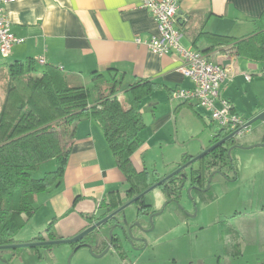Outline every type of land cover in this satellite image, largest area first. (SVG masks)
I'll return each instance as SVG.
<instances>
[{"label": "crops", "instance_id": "0c3cea01", "mask_svg": "<svg viewBox=\"0 0 264 264\" xmlns=\"http://www.w3.org/2000/svg\"><path fill=\"white\" fill-rule=\"evenodd\" d=\"M143 2L18 0L7 4L5 14L10 31L24 42L14 45L7 58H0V71L6 72L7 65L14 61L44 57L46 64L60 67L85 85L91 84L94 72L107 73L110 68L119 74L125 73V82L132 78L154 81L158 88L139 105L146 126L139 134L140 146L131 161L135 170L141 172L149 168V154H160L164 166L172 167L166 174L180 162L181 153L192 155L188 146L184 147L185 141L180 140L181 127L204 129L201 151L210 145L218 128L211 121L209 112L195 101L171 97L174 90L192 86L190 79L179 71V58L174 54H154L145 45L136 43L137 38L146 40L157 34L156 21ZM178 11L177 26L184 47L206 50L203 54L215 63L230 62L231 78L221 85L219 97L229 101L233 110L244 119L249 120L262 111L264 58L222 54V45L209 48L211 41L200 34L238 40L256 35V39H261L264 0H181ZM246 75L250 76L249 80ZM182 133L188 136L189 132ZM263 139L264 122L259 121L237 140L252 145ZM165 149L172 150L166 153L169 154L167 157ZM156 171L161 174L157 168ZM127 188L126 178L115 164L101 127L92 118H85L75 126L60 185L36 195L37 210L16 234L15 242L34 241L53 220L52 231L57 239L72 237L90 225L88 215L104 213L99 202L105 194L123 192ZM65 247L61 246L58 251L45 249L52 253V261L58 264L73 251L71 244ZM80 251L89 254L86 247ZM17 258L20 264H45L47 261L39 249L0 251V264H11Z\"/></svg>", "mask_w": 264, "mask_h": 264}, {"label": "trees", "instance_id": "16d2710c", "mask_svg": "<svg viewBox=\"0 0 264 264\" xmlns=\"http://www.w3.org/2000/svg\"><path fill=\"white\" fill-rule=\"evenodd\" d=\"M200 35L207 36L208 41H211L209 48L215 44L222 45V54L258 60L264 58V34L261 39H256L254 35L239 40L208 33ZM197 48L194 50L200 53L206 51ZM111 69L107 73H93V95L85 83L79 82L69 72L46 62L37 65L32 58L14 61L7 65L6 72L0 71V77L5 79L2 82L4 98L0 103V246L15 243L16 234L37 210L36 195L60 185L75 126L85 118H92L101 127L115 164L128 184L123 192L105 194L99 202V208L105 212L100 216L88 215L90 222L104 217L166 176L167 173L160 175L156 169L149 172L144 168L137 172L131 161V156L140 146L139 134L146 126L139 109L140 102L157 89L158 84L141 78L125 82V73L119 74L117 70ZM74 79L78 82L76 85L69 82ZM227 134L229 131L225 128H218L211 144ZM234 144L241 143L238 140L227 141L199 160L198 166L192 164L189 168L191 175L196 174L195 168L200 174V177L191 176L192 184L203 183L204 186L213 169L220 170L222 175L229 178L227 172L233 165L227 149ZM191 157L183 154L175 168ZM49 160L55 161V169L34 178L33 171ZM185 183L186 170L170 177L158 188L167 200H178ZM134 205L142 213L153 211L151 205L141 200ZM53 221L34 241L57 239L52 231ZM118 241L113 235L112 247L123 260L125 252ZM87 244L91 245L94 254H100L109 241L100 229H95L71 246L76 251Z\"/></svg>", "mask_w": 264, "mask_h": 264}, {"label": "rangeland", "instance_id": "374dc122", "mask_svg": "<svg viewBox=\"0 0 264 264\" xmlns=\"http://www.w3.org/2000/svg\"><path fill=\"white\" fill-rule=\"evenodd\" d=\"M2 82L5 79L1 76L0 103L5 92ZM69 82L72 85L78 83L75 79ZM86 86L93 95L92 84ZM201 129L192 126H188L187 130L180 129V140L185 141L184 147L187 145L193 156L201 152L205 135L204 129ZM182 131H188V136ZM169 151L172 150H164L166 157ZM149 157V172L157 168L163 175L172 168L164 166L160 154H149ZM229 160L233 165L227 172L229 178L215 174L205 192L200 191L198 186L191 189L186 182L178 204H167L164 211L153 218L151 230L143 232L151 224L146 216L140 219L141 227L135 229L144 235L147 243L141 251L132 246L126 247V257L121 260L113 251L95 257L90 251L88 254L79 248L71 251L65 259H60L58 264H122L123 261L126 264H264V146L234 148ZM195 165L198 166L199 162ZM55 167V161L49 160L33 171V177H42ZM143 201L154 210L167 203L160 188L147 193ZM135 208L130 205L123 210L122 216L127 223L135 218ZM68 245H52L51 248L58 251L61 246ZM39 250L47 259L45 264H56L50 251L45 248Z\"/></svg>", "mask_w": 264, "mask_h": 264}, {"label": "built area", "instance_id": "2783aa9c", "mask_svg": "<svg viewBox=\"0 0 264 264\" xmlns=\"http://www.w3.org/2000/svg\"><path fill=\"white\" fill-rule=\"evenodd\" d=\"M16 1L18 0H0V58H7L14 45L24 42L23 38L10 31V23L5 14V6ZM180 1L144 0L143 6L151 11L156 21L157 34L146 40L137 38L136 43L145 45L154 54H174L179 58V71L190 79L192 86L174 90L172 98L195 101L209 112L210 119L217 128H225L228 131L243 128L248 120L239 116L229 101L219 97L221 85L231 78L233 69L230 63L223 66L221 63L212 62L205 54L181 44L182 34L177 26ZM35 61L37 65H44L46 62L44 57ZM245 77L246 80L250 79L248 75ZM246 131L248 130L243 128L238 137L244 136Z\"/></svg>", "mask_w": 264, "mask_h": 264}, {"label": "water", "instance_id": "95a60500", "mask_svg": "<svg viewBox=\"0 0 264 264\" xmlns=\"http://www.w3.org/2000/svg\"><path fill=\"white\" fill-rule=\"evenodd\" d=\"M178 13H180L178 11ZM229 60H227L226 62H223L222 65L225 66L226 64H229ZM264 122V109L262 111H260L258 114H256L255 116H253L252 118H250L246 124L244 125L243 128L245 129H249V127L256 123V122ZM243 128H240L238 130H234L229 132V134H227L226 136H224L223 138H221L220 140H218L217 142L213 143L212 145L208 146L207 148H205L204 150H202L198 155L196 156H192L191 159H189L187 162L181 164L180 166H178L176 169H174L173 171H171L169 174H167L166 176L162 177L159 181L155 182L154 184H152L149 188H147L146 190H144L143 192H141L139 195L135 196L134 198L130 199L128 202H126L124 205H122L121 207H119L118 209L112 211L111 213H109L108 215L104 216V218H102L101 220H98L92 224H90L88 227H86L85 229H83L82 231H80L79 233H77L76 235L69 237V238H59V239H54V240H41V241H30V242H21V243H12V244H7V245H2L0 246V251L2 250H15V249H21V248H35V247H45V246H52V245H61V244H73V243H79L80 240H82L85 236H87L88 234H90L91 232H93L95 229H99L100 226L106 224L108 221H111L113 219L117 218V215L120 212H123V210L130 206L133 205L137 200L143 198L147 193H149L151 190H153L154 188H158L161 184H163L167 179H169L170 177L182 172L183 170H186L187 168H189L192 164H194L195 162L201 160L204 156H206L207 154H209L210 152H212L213 150H215L217 147L225 144L227 141H233V140H237L238 134L240 131L243 130ZM254 146H264V142L262 143H256V144H252V145H248L245 146L243 144H234L232 146H230L227 149V155L228 157H230V152L232 149L234 148H240V149H244V148H251ZM219 174H221L220 172H218ZM217 174V172H212L207 180V185L204 189H200V191L204 192L207 191L209 186H210V181L212 179V177ZM189 179V178H188ZM189 182V181H188ZM191 189L196 188L195 186H191ZM170 202H173L175 204H178V200L173 199V200H167V203H165L163 205V207L157 211V212H153L149 215V223L151 224V226L149 227V229L145 230L143 229V232L145 231H149L153 228V218L157 215H160L167 204H169ZM122 217V215H121ZM124 222V221H123ZM126 222V221H125ZM127 224V222H126ZM126 224H116L113 225L108 232V240H109V244L107 245V247L104 249V251L100 254H94L91 250V245L87 244L85 247L89 249V251L91 252L92 255H94L95 257H100L103 256L104 254H106V252H108L110 250V248L112 247V238H113V234L112 231L114 228H118L121 230L123 236H124V240L126 242H128L131 246L132 243L134 241H139V242H143L144 246H146V241L143 238L137 237L132 233V229L133 226H140V223L138 221L133 222L131 224H129L128 226H126ZM73 252H75V250H73ZM72 256V254L70 255V257ZM11 264H20L19 259H14L13 262Z\"/></svg>", "mask_w": 264, "mask_h": 264}, {"label": "flooded vegetation", "instance_id": "af4514ba", "mask_svg": "<svg viewBox=\"0 0 264 264\" xmlns=\"http://www.w3.org/2000/svg\"><path fill=\"white\" fill-rule=\"evenodd\" d=\"M228 131V130H227ZM229 132H231V131H229ZM212 142V141H211ZM210 145H212L211 143H210ZM209 145V146H210ZM207 148V147H206ZM205 149V148H204ZM203 149V150H204ZM190 168V167H189ZM188 168V169H189ZM176 169V168H175ZM174 170V169H173ZM172 170V171H173ZM195 170V172H196V174L195 175H191V173L189 172V173H187V169H186V182H188L189 181V184L191 185V186H195V187H200V189H204V187H206V185H207V183L205 182L204 183V186H203V183H201V184H192V178H191V176L194 178V177H200V174H199V172H198V169L197 168H195L194 169ZM184 171V170H183ZM171 172V171H170ZM170 172H168L167 174H169ZM212 172H217V174H219L218 172H220L221 173V171L220 170H218V169H213L212 170ZM211 172V173H212ZM210 173V174H211ZM166 174V175H167ZM183 174H184V172H183ZM182 174V175H183ZM210 176V175H209ZM209 176H208V178H209ZM189 178V179H188ZM208 178H207V180H208ZM236 178H237V174H236ZM205 192V191H204ZM139 195V194H138ZM137 196V195H136ZM135 197V196H134ZM133 197V198H134ZM144 198V197H143ZM143 198H141V199H139V200H141L143 203H144V201H143ZM132 199V198H131ZM130 200V199H129ZM128 200V201H129ZM128 201H126V202H128ZM138 201V200H137ZM125 202V203H126ZM125 203H123L122 205H124ZM145 204V203H144ZM121 205V206H122ZM121 206H119V207H121ZM133 206H135L134 204H133ZM118 207V208H119ZM136 208V214H135V218L131 221V222H128L127 224H126V220H125V218L122 216L121 217V215H122V213L123 212H120L118 215H117V218L116 219H113V220H111V221H108L106 224H104V225H102V226H100L99 227V229H100V231L102 232V234H103V236H105L107 239H108V232H109V229L113 226V225H116V224H119V223H121V224H126V226H128L129 224H131V223H133V222H136V221H138L139 223H140V219L143 217V216H146L148 219H149V215L151 214V213H153V212H157V211H159V210H154L153 209V211H151V212H149V213H142V212H139L138 211V206H135ZM118 208H116V209H118ZM115 209V210H116ZM114 211V210H113ZM105 212V211H104ZM112 212V211H111ZM111 212H109V213H111ZM109 213H107L106 215H108ZM138 213H139V215H138ZM103 214V213H102ZM105 215V216H106ZM100 216V215H99ZM102 218H104V217H102ZM102 218H99V219H97V220H94V221H92V222H90V224H92V223H94V222H96V221H98V220H101ZM124 221V222H123ZM126 221V222H125ZM140 225H141V223H140ZM136 228V226H133V229H132V233L135 235V236H137V237H140V238H143V239H145L144 238V235H142V234H140V233H138V231L135 229ZM99 229H97V230H99ZM146 230V229H145ZM112 234L113 235H115L118 239H119V243H120V245H121V247H122V249H123V252H125V256H126V254H127V249H126V247H130L131 245L128 243V242H126L125 240H124V236H123V234H122V232H121V230L120 229H118V228H114L113 229V231H112ZM109 241V240H108ZM111 246H112V244H111ZM132 247L136 250V251H141L145 246H144V243L143 242H139V241H134L133 243H132ZM40 249V248H39ZM109 251H113V252H115V250L113 249V247H111L110 248V250ZM116 253V252H115ZM117 254V253H116ZM124 260V259H123ZM122 264H126L124 261L122 262Z\"/></svg>", "mask_w": 264, "mask_h": 264}]
</instances>
